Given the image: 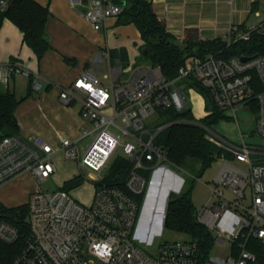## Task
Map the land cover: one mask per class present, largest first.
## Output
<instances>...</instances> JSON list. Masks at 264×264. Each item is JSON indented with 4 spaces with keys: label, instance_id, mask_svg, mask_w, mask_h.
I'll return each instance as SVG.
<instances>
[{
    "label": "built area",
    "instance_id": "built-area-1",
    "mask_svg": "<svg viewBox=\"0 0 264 264\" xmlns=\"http://www.w3.org/2000/svg\"><path fill=\"white\" fill-rule=\"evenodd\" d=\"M258 1L261 21L243 33L231 26L223 36L228 45L248 41L253 32L264 36V0ZM14 2L0 0V12ZM122 12L111 0H92L84 16L100 31ZM110 69L109 85L85 72L60 88L63 106L80 105L83 126L77 138L62 137L56 146L20 135L0 142V189L23 174L39 186L28 200L29 238L10 264H260L248 246L251 240L264 243V145L247 143L248 136L241 132V143L235 144L207 130L209 141L225 154L215 186H210L212 196L197 214L198 222L214 235L212 250L205 254L188 240L167 242L157 253H149L148 247L164 232L171 196L183 193L186 179L171 169L168 150L156 143L170 124L153 130L147 121L160 109H185L189 99L176 81L191 78L210 92L217 108L235 119L239 109L256 101L257 133L264 139V55L245 62L241 57H190L172 81L151 64L129 69L133 74L128 79L122 77L126 70L120 62ZM18 75L31 77L15 62L0 64L1 87H9ZM34 88H40L38 82ZM61 150L77 161L81 175L87 169L96 182L90 207L77 203L67 191L42 188L56 172L52 158ZM122 156L131 163L122 186L106 183L109 168ZM234 161L246 164L248 171ZM18 235L12 225L0 224V245L15 244ZM226 245V258L212 256L215 247Z\"/></svg>",
    "mask_w": 264,
    "mask_h": 264
},
{
    "label": "crops",
    "instance_id": "crops-1",
    "mask_svg": "<svg viewBox=\"0 0 264 264\" xmlns=\"http://www.w3.org/2000/svg\"><path fill=\"white\" fill-rule=\"evenodd\" d=\"M34 1L50 11L46 35L51 49L39 61L34 51L24 43L21 30L11 20L4 18L0 21V64L15 62L31 73L29 78L22 75L14 77L10 84L17 98L18 79L22 78L23 83L25 80L28 87L31 83L32 87L29 96L27 92L23 98H18H26L17 113L20 136L38 137L56 146L62 137L77 138L83 126L80 105L65 108L58 100L60 88L68 87L85 72L95 75L106 85L104 80L110 81V67L116 62L123 65L120 58L111 61L112 52H125L127 63L123 67L126 72L122 77H126L129 69L145 60L142 57L144 42L134 24H122L119 18L108 20L100 31H95L84 16L92 0ZM147 1L152 4L166 30L179 43L192 36L201 41L223 39L231 26L243 33L242 29L249 30L261 21L257 15L262 11L258 0ZM253 15L260 18L257 24L249 23ZM34 82L39 83L38 90L34 89ZM189 90L203 100L208 115L203 96L194 89ZM24 178L32 180L31 176L23 174L11 182ZM38 189L35 182L26 192L30 197Z\"/></svg>",
    "mask_w": 264,
    "mask_h": 264
},
{
    "label": "trees",
    "instance_id": "trees-1",
    "mask_svg": "<svg viewBox=\"0 0 264 264\" xmlns=\"http://www.w3.org/2000/svg\"><path fill=\"white\" fill-rule=\"evenodd\" d=\"M126 2L119 17L122 24H134L147 48V55L142 57L153 66H160L167 80H177L179 70L190 57L205 58L213 55L218 59L228 60L231 57H255L264 55V36L253 32L248 41H238L231 45L223 39L213 41L195 40L194 37L179 43L167 30L164 23L158 19L152 4L147 0H122ZM4 18L11 20L23 33L24 43L28 45L40 61L51 49L46 35V25L50 18L48 8L42 7L34 0H15L4 13L0 12V21ZM239 29V28H238ZM241 30V29H240ZM247 32L248 30H241ZM120 58L123 65L127 63L124 51L111 53V61ZM126 66V65H125ZM177 86L185 92L194 89L205 99L208 115L197 120L191 105H187L181 112L174 109H160L164 116L163 125L170 126L157 137L156 143L163 144L168 150L169 164L179 170L200 165L202 175L212 164L225 154L211 141L207 140V130L219 123L225 112L217 108L210 92L191 78L179 79ZM32 92L30 83L28 96ZM26 99V98H25ZM25 99H18L10 86L3 90L0 86V142L13 135H20L17 113ZM252 110L259 111L256 101L251 103ZM165 139H160L162 134ZM131 163L125 157L117 159L109 168L104 181L112 185L122 186L127 177V170ZM80 178H75L71 185H78ZM67 191V189H63ZM28 204L19 207H8L0 201V224L5 222L18 231V240L13 245H0V264H10L25 247L30 235L28 222ZM166 227L187 235L197 243L203 253L208 254L214 246L213 233L197 220V211L190 199V192L172 195L168 207ZM249 250L255 253L260 264H264V243L251 240Z\"/></svg>",
    "mask_w": 264,
    "mask_h": 264
},
{
    "label": "rangeland",
    "instance_id": "rangeland-1",
    "mask_svg": "<svg viewBox=\"0 0 264 264\" xmlns=\"http://www.w3.org/2000/svg\"><path fill=\"white\" fill-rule=\"evenodd\" d=\"M259 20L260 18H257L253 15L251 16L249 23L257 24ZM149 64L150 62L148 60H141L133 67V69L135 70L139 67ZM130 71H128V74H126L125 79L130 78V76L133 74L132 71ZM22 80V78L17 80L18 98H23L25 95H27L29 89L27 83H25V80L24 83L22 82ZM104 83L106 85H109L110 81L104 80ZM2 89L6 90L5 87H2ZM185 93L188 96V104L191 105L195 118L199 120L206 116L207 114L203 107V100L194 95L189 89L186 90ZM64 107L66 108V106ZM57 111H59V109ZM255 111L257 112V109L253 111L252 108L249 107L241 108L237 111V119H235L230 112L225 111V117L221 121H219L218 124L214 125L211 128V131L235 144L241 143V132L244 136H248L245 138L247 143L255 144L258 146L264 145V139H262L257 133L258 113H256ZM163 121L164 116L161 115L159 110H157L156 114H154V116H152L147 121V124L149 125V128L155 130L163 124ZM165 136V133L162 134L160 136V139H165ZM51 143H56V141H51ZM86 144L87 141H84L82 143V146H85ZM159 145L161 147H164L163 144ZM52 162L56 167V172L46 183L42 185V188L50 192L67 189L68 193L77 203L84 207H90L94 201L97 189L96 182L92 181L89 178L90 172L87 169H83L82 172L84 176L81 175V171L78 167L77 161L66 158L65 150H61L57 154H55L52 158ZM224 163V159L216 160L212 164V166L209 167L202 175H200V165L189 167L184 170V172L170 165L172 170L176 171L186 179L183 193L186 191L190 192V199L197 211V214L199 212H202L204 207L209 202L212 196L210 186H215L214 181ZM233 165L244 171H248V167L246 164L234 161ZM77 177L80 178L81 182L75 186L71 185V182ZM34 183L35 181L33 179L31 180L26 178L9 183L7 186H5L4 189L1 190L0 201L6 206L11 207L27 205L29 195L26 191H28V188L31 187ZM188 240H191L189 236L180 234L165 226L162 236H157L155 238L154 245L148 247V251L150 254H155L157 253L161 244L167 242ZM228 255V245L223 247L217 246L212 251V256L214 258H226Z\"/></svg>",
    "mask_w": 264,
    "mask_h": 264
},
{
    "label": "water",
    "instance_id": "water-1",
    "mask_svg": "<svg viewBox=\"0 0 264 264\" xmlns=\"http://www.w3.org/2000/svg\"><path fill=\"white\" fill-rule=\"evenodd\" d=\"M111 2L114 4V5H117V6H121V7H125L126 5V2L125 1H122V0H111ZM148 53V50L147 48L144 49V55H147ZM251 57H245V58H242V61H248L250 60ZM207 140H210L209 137H206Z\"/></svg>",
    "mask_w": 264,
    "mask_h": 264
}]
</instances>
